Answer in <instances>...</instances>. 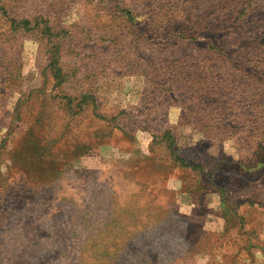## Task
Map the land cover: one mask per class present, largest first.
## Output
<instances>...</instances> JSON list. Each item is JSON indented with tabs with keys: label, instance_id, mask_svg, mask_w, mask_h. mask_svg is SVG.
<instances>
[{
	"label": "rangeland",
	"instance_id": "obj_1",
	"mask_svg": "<svg viewBox=\"0 0 264 264\" xmlns=\"http://www.w3.org/2000/svg\"><path fill=\"white\" fill-rule=\"evenodd\" d=\"M0 264H264V0H0Z\"/></svg>",
	"mask_w": 264,
	"mask_h": 264
}]
</instances>
